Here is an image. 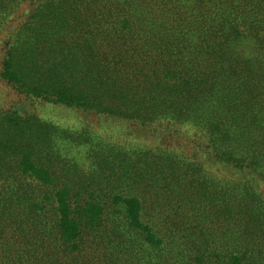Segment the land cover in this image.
Listing matches in <instances>:
<instances>
[{"label": "trees", "instance_id": "1", "mask_svg": "<svg viewBox=\"0 0 264 264\" xmlns=\"http://www.w3.org/2000/svg\"><path fill=\"white\" fill-rule=\"evenodd\" d=\"M30 1L35 6L28 14L25 28L13 31L11 45L5 48L1 59V81L26 94L39 93L36 96L42 99L140 124L168 120L170 114L180 116L192 112L193 123L207 134V145L216 160L239 168L245 174L255 173L264 182V154L260 152L264 148V127H259L264 123V110L260 108L262 115L257 116L250 112L248 104L250 94H255V98H251L253 106L260 107L264 103V96L258 97L264 93V47L258 45L259 32L247 28L248 18L258 11L259 0H232L234 15L227 12L228 4L221 0H184L190 7L185 14L170 12L167 0H0V29L7 16ZM80 2L89 8L75 15L74 8ZM72 17L77 24L59 32L63 29L57 27L59 22ZM80 22L84 29L77 27ZM137 25L140 26L135 28ZM145 26L151 29L144 32ZM69 36L98 52L88 57L68 53L72 48ZM194 36L198 39L187 42ZM145 43L159 51L146 53ZM142 50L144 53H140ZM174 51L193 56L197 63L190 64L185 58L187 65H184L183 58L174 55ZM46 53L50 55V65L60 60L61 70L44 65L49 61ZM148 56L162 59L174 69H179L178 63L181 69L175 72L169 68L163 87L151 81L153 74L143 70V66L153 72L156 70L150 67L155 66V62L147 65ZM45 71L50 72L51 85L48 89L45 79V90L40 92L42 79L38 77ZM138 73L143 75L142 85L134 82ZM206 94L217 100L212 114L205 118L212 119L207 123L208 130L204 120L199 119V113H194L197 105L206 101ZM167 96L192 98L195 103L165 107ZM5 112L0 110V234L4 232L14 241L8 250L0 248V264H29L30 260V264H50V248L46 247V241L38 242L36 250H30L29 245L24 252L25 262L18 255L21 248L16 244L20 240L25 248L30 242L28 234L43 232L50 226L59 232L60 243L70 246L64 249L70 254L80 251L86 236L94 240L96 229L90 227L99 223L102 216H107V207L101 203L103 193L98 190L100 180L120 188L122 183L117 178H121L128 186L127 193L105 194L112 211L122 221L112 237L104 240L107 245L124 242L133 233L138 245H151L155 258L152 252L146 254L137 250L138 259L142 260L139 264L166 263L167 247L176 249V244L183 245L195 229L197 232L198 228H204L211 233L213 224L209 222L216 211L208 203L213 198L222 201L233 198L228 180L223 183L213 174L206 175L200 163L182 161L187 157H178L164 148L140 147L132 151L131 160L118 159L117 162L115 159L114 165L100 166L95 175L96 185L92 171L81 174L76 161L72 162L67 175L58 180L50 167L49 156L55 157L51 149L55 147L59 156L61 144L91 142L92 133L88 129H68L57 139L59 129L55 128L56 136L42 144L39 131L33 130L34 124L29 119L27 125L20 126L7 117V125L2 121ZM80 174L92 178L84 182ZM110 174H115L118 182ZM162 175L168 180H162ZM248 183H234L240 195L247 193ZM152 184H155L154 191L148 194ZM216 193L219 195L214 197ZM250 193L259 201L261 193L252 184ZM50 211L53 214L51 225ZM197 211L203 215L198 223ZM249 212L256 226H260L258 232L264 235V203H255ZM231 229V225L224 229L223 236L215 240L217 245L227 241L226 234ZM88 231L91 233H86ZM199 234L206 236L202 231ZM132 241L133 238L125 246L129 247ZM124 250L126 248L122 252ZM34 251L36 258L30 257ZM218 255L214 251L213 255H195L194 258L199 264H221L213 262ZM245 258L243 253L231 251L225 264H248ZM114 261L111 260V264Z\"/></svg>", "mask_w": 264, "mask_h": 264}, {"label": "rangeland", "instance_id": "2", "mask_svg": "<svg viewBox=\"0 0 264 264\" xmlns=\"http://www.w3.org/2000/svg\"><path fill=\"white\" fill-rule=\"evenodd\" d=\"M178 1L179 0H167L168 6L170 7V12L181 11L185 14V10H188L190 7H188V4H186L184 0H182L180 3ZM221 1L227 2L229 7L227 12L231 15H234V12L232 11V0ZM34 6L35 5H33V2L31 1L23 3L15 13L6 17V21L3 23L0 29V64L5 53V48L10 47L11 45V35L13 31L19 29L20 27L25 28L24 23L27 21L28 14ZM88 8L80 2L76 4L74 8L76 13L73 12V14L77 15L79 13H85ZM257 9L258 11L254 14V16L248 18L250 22L248 23L247 28L252 29V31L259 32V39L257 42L259 46L264 47V0L258 1ZM121 11L124 13L123 10ZM167 18H169V16H167ZM59 23L60 25L57 27H62L63 29L58 31L62 32L66 31L65 28L67 27L72 28L75 24H77V21L72 17L67 21L65 18V20ZM83 26V23L80 22L77 27L84 29ZM139 26L140 25H137L135 28H138ZM117 28H120L118 24ZM144 29L145 32L151 28L145 26ZM68 39H70V44L72 46L68 53H81L88 57V54L95 56V52H98V50L95 48H91L85 44H82L79 39H76L75 41L74 39H71L70 36ZM197 39L198 37L194 36L192 38H188L187 42ZM134 41L135 40H133V45ZM144 47L146 53H156L159 51L157 49L152 50L150 45L147 43L144 44ZM208 50L209 52L212 51V49ZM140 53H144V50L140 51ZM173 53L174 55H179L183 58L184 65H187L184 62L185 58L190 60V64L197 63L193 56L187 55L186 53H175V51ZM247 53H251V51ZM46 57V59L49 61L44 65L49 68L51 66L52 68H58L59 70L62 69V67L59 65L60 60H57V64L51 61L52 63L50 65V55L46 53ZM148 61L149 62L147 65L155 62V66L150 65V67H156L155 72H153L151 69H148L147 66H143V70L147 72L149 71L148 73L153 74L151 81L154 83H160V85L163 86L165 73L169 68L173 67L165 64L166 61L163 62L162 59H156V57L148 56ZM200 63L204 64V61H201ZM177 65L179 69L173 68L175 72L181 69L178 63ZM44 73L45 74H42L40 72L39 74L41 76L38 77V79H42V90H39L40 92L45 90V79L48 89L51 85V79L49 76L50 72L45 71ZM134 82L142 85L144 82L143 75L138 73V76L135 77ZM38 94L39 93L26 94L24 91H19L0 80V110H6V112L3 114V117H5L2 120L3 123L7 124L6 119L7 117H10L12 121L18 123L20 126H25L28 124L26 123L27 119H29V122L34 124L33 130L39 131L38 133L42 144L45 141H50V138L56 136L55 128L59 129V132L56 136L57 139H59V134L62 136V133L66 132L68 129H88L93 136L91 142H77L70 145H67L66 143L61 144L62 149L59 148V156H57L55 153V147L51 149L55 157L51 155L49 156L50 167L56 172L58 180L67 175V172L72 168V162L76 161L78 167L81 169V174L87 171H92L95 181L94 185H96L97 179L95 175L99 173L100 166L103 168L104 164L106 163L114 165L115 159L117 162L118 159L120 161L122 159L131 160L132 151H137L140 149V147L151 148L152 150L164 148L163 150H168L166 152L173 151L178 154V157H187V159L182 161H193V163H200L203 168L202 171L206 175L209 173L213 174L216 179L221 180L223 183L225 179L228 180L230 193L233 198L228 197V201H222L221 198H213L208 203V206L213 209V211H216V214L213 213L211 222H209V224H213L211 233L208 230H204V228H198L197 232L195 229L193 231V235H191L192 237L186 239L187 242H185L183 245L176 244V249L171 248L169 245V247H167L165 250L167 256L165 258L166 263L160 262V264H199V261L194 258L195 255L197 257H206L208 254L213 255L214 251H217L219 254L216 260L213 259L214 263L215 261H218L221 264H225L227 255L231 251H236L245 255V260L248 264H264V235L258 232L260 226H256V224L253 222L255 219H251L249 212L250 207L255 205V203H264V182L261 181V177L255 173L248 174L247 172V174H245V172L239 168H232L229 165L216 160L207 145V134L196 127V124L193 123L194 121L192 112L184 113L180 116H173L170 114L168 120L162 119L149 124H140L137 121H130L115 116L98 114L94 112H85L75 107H69L62 103L53 102L51 99H42L41 97L36 96ZM184 95L188 96L187 93ZM262 96H264V93L258 97ZM167 97L169 100H164L165 107L176 104L187 106L188 102H190L192 105L195 103L192 98H188L187 100L185 97H179L175 99L171 96ZM251 98H255V94L253 96H251V94L249 95L248 104L250 105V112L256 113L257 116L259 114L262 115V113L259 112V109L262 108L264 110V103L261 102L263 105L260 107L253 106ZM204 102L205 104H203ZM204 102L197 105L196 111H194V113H199V119L204 120L203 124H205V127L208 130L207 123H209V121L212 119L205 120V118L212 114V107L216 105L217 100L213 95L206 94V101ZM254 109H256V111H254ZM0 115L2 116L1 113ZM259 127H264V123L261 122ZM262 135L264 136V133ZM65 139L72 140L71 138ZM71 142L72 141H69L68 143ZM260 152L264 154V148H261ZM93 168L96 169L93 171ZM81 174L80 180H84V182L89 181L92 178L90 175L82 176ZM114 175L115 174H110L112 179L116 181ZM147 176L150 178L151 175L148 174ZM117 179L122 183L119 185L120 188L111 185V182L107 183L103 180L98 182V190L103 193L101 203L105 204L107 207L105 211L107 216H102V219L99 223H96V225L90 227L96 229L97 237L94 238V240H90L91 238L89 239L86 236L84 243L81 245V249L78 253H68L66 250L69 249L70 246L67 244L65 247L63 243H60L61 241H59V232L55 231V228L50 226V228L44 229L43 232L41 230L28 234L27 240L28 242L30 240V242L25 248L19 240L16 243L17 246L21 248V251L18 252V255L22 256L25 262L27 261V258L26 255H24V252L25 250H28V246L30 245V250H36V244L38 242L46 241V247L50 248L48 250L50 253V264L52 261L55 264H111V260H115L113 264H139V261L141 262L142 260L138 259L137 250H141L146 254H150V252H152L155 258V251L152 246L147 243L146 247L138 245L133 233L131 232L129 236L132 237L124 242L118 241L107 245L106 241L104 240L107 237H112L113 231L120 228L119 221H122L120 216H118L116 212L112 211L110 201L106 198L105 194L115 192L127 193L129 191L128 186L123 184V180L121 178ZM158 179L160 181L159 177ZM162 180L167 181L168 178L165 175H162ZM247 180L250 181V183H248ZM238 182H245L249 184L247 193L244 192L241 195L239 194L238 185L234 184ZM250 184H252L254 189L256 188L257 191L261 193L262 196L260 195L259 201L255 199V196L252 197V194L250 193ZM154 187L155 184L149 186L148 194L153 193ZM169 188L172 187L169 186ZM222 192L223 190H221L219 193L221 194ZM219 193H216L213 196L217 197ZM52 217L53 214L52 211H50V225L52 224ZM197 217V223L203 219V215L198 211ZM257 221H260V219ZM230 225L232 226V229L226 234L229 236V238H227V241L222 242V244L217 245L215 240L223 236L224 229ZM200 231L205 233L206 236L200 235ZM86 233L91 232L88 231ZM92 233H95V231L92 230ZM43 234H46V237H44ZM0 238H3L0 241L1 243L5 242V244L0 243V248L8 250L9 244H11L14 240L11 237L5 235L4 232L0 234ZM132 238L133 241L131 245L126 247L125 244L129 243ZM204 239H206V243H203V241H205ZM231 246L236 249H229ZM41 248L42 247H40V250ZM123 248H126V250H124L125 252H122ZM35 252L36 251L31 252L30 257L36 258ZM133 253H135V255ZM43 255L46 258L48 256L47 251H45ZM28 263L30 264L31 260L28 261Z\"/></svg>", "mask_w": 264, "mask_h": 264}]
</instances>
